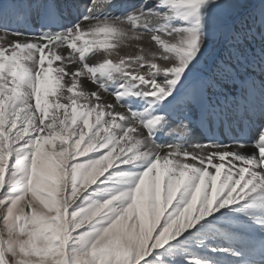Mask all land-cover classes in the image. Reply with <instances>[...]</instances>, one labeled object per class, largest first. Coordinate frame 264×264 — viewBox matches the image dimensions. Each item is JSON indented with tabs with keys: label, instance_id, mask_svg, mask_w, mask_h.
<instances>
[{
	"label": "snow or ice",
	"instance_id": "6c2138e0",
	"mask_svg": "<svg viewBox=\"0 0 264 264\" xmlns=\"http://www.w3.org/2000/svg\"><path fill=\"white\" fill-rule=\"evenodd\" d=\"M0 264H264V0H0Z\"/></svg>",
	"mask_w": 264,
	"mask_h": 264
},
{
	"label": "rangeland",
	"instance_id": "374dc122",
	"mask_svg": "<svg viewBox=\"0 0 264 264\" xmlns=\"http://www.w3.org/2000/svg\"><path fill=\"white\" fill-rule=\"evenodd\" d=\"M115 155V154H114ZM110 171H112V170H110ZM105 175H107V173L105 174ZM101 180H103V178H100ZM98 183H99V181H98ZM161 222H162V220H161Z\"/></svg>",
	"mask_w": 264,
	"mask_h": 264
}]
</instances>
